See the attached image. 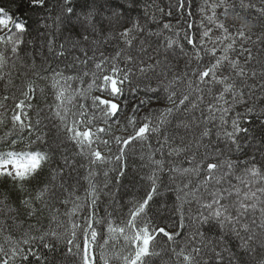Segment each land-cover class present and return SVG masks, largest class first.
I'll return each instance as SVG.
<instances>
[{"label": "snow or ice", "instance_id": "1", "mask_svg": "<svg viewBox=\"0 0 264 264\" xmlns=\"http://www.w3.org/2000/svg\"><path fill=\"white\" fill-rule=\"evenodd\" d=\"M186 2L177 0L176 7L183 9ZM16 7L22 18L27 19L25 11L36 13V18L31 23L19 22L0 4V29L8 30L0 35V84L6 92L12 83L10 60L12 67L16 60H23L22 67L47 79L37 70L39 59V67L51 71L57 90L55 102L48 106L50 115L43 117L42 110L33 105L36 88L32 81L20 90L23 99L11 98V107L6 103L8 95L0 97V213L6 217L0 219V234L8 232L9 220L23 227L18 209H23L26 218H36L50 201H56L66 206L64 215L71 223L64 244L66 257L74 264H98L94 246L103 264H110V259L148 264L160 255L154 247L158 237L172 245L161 251L170 252L175 264H264V65L259 71L250 70L256 57L245 46L252 39L253 20L264 22V0H203L199 11L205 30L199 43L189 31L173 30L171 23L162 28L172 35L152 30L157 12L172 15L171 3L167 12L154 0H20ZM192 27L188 23L187 28ZM54 33L63 36V42ZM26 35L31 38L24 39ZM181 39L192 47L196 66L189 58L184 70L177 72V49L180 56H187ZM69 54L65 69L45 68L50 58L67 60ZM205 57L209 58L206 66ZM80 66H84L82 75H66V70ZM84 77L91 78L86 89L73 87L74 81L83 84ZM141 79L148 82L129 90L143 92L145 98L132 106V115L121 124L119 115L128 107L123 99L125 87ZM152 80L157 81L155 86ZM181 85L186 86L183 91ZM93 91L99 94L91 95ZM206 96L211 98L207 103ZM161 100L169 106L151 109L139 118L141 107ZM52 119L59 121L54 125L58 133L62 131L65 140L78 149L72 156L62 154L56 159L59 145L53 147L41 127L43 120ZM97 121L104 126H96ZM116 125L132 131L115 135ZM150 138L158 147L148 143L150 154L141 157L149 169L141 177L147 188L139 199L129 202L127 215H121L119 226H114L112 218L122 213V206L114 204L103 216L97 214L102 189L94 181L93 167L114 161L116 182L122 183L128 178V149ZM113 144L115 155H111ZM101 145L110 155H102ZM253 148L261 159L247 155L246 149ZM235 153L245 159H230ZM76 157L87 159L89 165L83 199L68 191L70 181L79 183L72 175ZM104 176L108 177L107 171ZM103 188H108L107 182ZM65 192L67 198L61 199ZM164 213L171 214L176 231L158 223ZM97 226L107 230L103 244L98 243ZM34 227L29 224L22 241L11 233L4 236L12 246L6 249L0 244V264H33V260L49 264L34 245L55 252L52 241L61 236L55 230L30 235ZM118 238L123 240L121 251L110 256L106 246Z\"/></svg>", "mask_w": 264, "mask_h": 264}, {"label": "trees", "instance_id": "2", "mask_svg": "<svg viewBox=\"0 0 264 264\" xmlns=\"http://www.w3.org/2000/svg\"><path fill=\"white\" fill-rule=\"evenodd\" d=\"M149 3H153V0H148ZM20 3V0H0V4L5 6L6 8H9L11 10V13L14 14L15 20L19 22H25V23H31L32 20L36 18V13L25 11L23 12L22 18L21 12L17 11V4ZM154 3L159 5V7L164 8L165 12L168 11L169 3L172 5V15H161L159 12L156 13L157 20L152 25V30L157 32H163L164 36L172 35V31H165L162 28V25L164 23H171L173 25V30H184L189 31L190 34H193L195 38L197 39V43H199V37L200 34L205 30L204 28H201V20H202V14L199 11V8L201 4L203 3V0H187L185 7L183 9H179L176 7L177 0H154ZM190 5V6H189ZM189 11L191 12V15H189ZM220 11L219 9L217 10ZM188 23H191L193 25L192 29H188L187 25ZM204 23L207 27H211V25L207 24L206 19L204 20ZM253 27L251 29L252 33V39L249 41L245 46L252 49L253 56L256 57V60L252 62L250 65L251 68H255L257 71H259L260 67L264 65V22L257 23V21L253 20ZM14 31V29H13ZM213 33L215 35H219L216 30H213ZM55 34V33H54ZM58 36V41L63 42L64 37L60 36L59 34H55ZM183 35V31H181V36ZM31 37L25 36L24 39H30ZM258 38H262L260 42L255 43V45H252V41H257ZM180 43L184 45V51L187 53V56H180L179 50H177V57H178V63L176 65L175 71L181 72L184 70L185 64L188 62L189 58H192V66L195 67V58L193 55V49L190 45H187V42L183 39L180 40ZM65 47H69L68 44L65 45ZM237 48H239V43L236 45ZM0 50H3V45H0ZM76 55H79V53H74ZM220 53L218 52L217 55ZM6 55L10 56V53H6ZM71 55L69 54L67 57V60L61 59L60 61H57L55 58H50L48 61V65L45 66L47 68L49 65L51 68H58V69H65V64L71 60ZM203 55V53H202ZM233 57L237 55V53L231 54ZM209 58H204V64L205 66L208 63ZM241 62L243 63V58H241ZM25 63L23 60H16L15 61V67H12L11 60L9 62V70L12 74V83L9 85L7 91H4L3 85L0 84V97L3 95H8L9 100L6 102L9 107L12 106V97L15 95V97L18 99H23V97L20 94V90H26V85L29 81L34 82V87L36 88V94L35 99L33 101L34 108L41 111V116L50 115L48 106L53 104L55 102V92L56 90H53L52 88V78H51V71L50 70H44L39 67L40 61L37 60V70L40 72V76H46L47 79H41L39 76L34 75L31 71H28L25 67H22L21 65ZM84 66H80L77 72L80 74L81 69ZM89 69L92 68V65L89 64ZM73 70H66V75H72ZM82 75V74H80ZM171 78V74L169 75V79ZM84 79V83L81 84L79 81H76L77 84L79 83L80 87L82 89L87 88V84L90 81H87ZM147 80L141 79L140 81H133V84L131 86L125 87V93L123 99L127 101L128 107L120 113L119 119L121 124H124L126 117L130 116V111L133 105L138 104L140 99H144L145 95L143 92H140L139 94L132 93L129 88L134 87L137 83L141 84V87L144 83H147ZM157 83L156 80H152L151 84L155 86ZM239 84V81H237ZM248 85L250 86L253 82L249 80ZM255 83L258 85L260 83L259 78L255 81ZM186 86H179L180 90L183 91ZM43 91H40V90ZM99 93L96 91H93L91 95H98ZM210 97H205V102L207 103L210 101ZM90 102V101H89ZM167 105L163 100L160 102H153L150 105L141 107L139 112V118L144 117L151 109H158V108H164L167 107ZM238 111H242L243 109H237ZM10 116V113L8 114ZM32 115L33 120H35V112L30 113ZM44 127L42 123V130L43 132L47 133V138L49 139V142L53 144V147H56V145H59V149L57 150L56 159L60 160L61 155H69L72 156L78 149H76L71 142H68L65 140L64 135L61 132L58 133L57 127L54 125H57L56 121H49V120H43ZM96 126L103 127V123L101 121L96 122ZM211 127V125H210ZM132 131L131 128H128L127 131H124L120 128L119 125H116L113 127V133L115 135L120 136H126L128 133ZM213 132H215V129L213 128ZM0 134H2V131H0ZM34 138V136H33ZM107 139L108 137H104ZM215 138V136H213ZM151 143L153 147H158V143L154 138H150L148 142L144 143L143 145L141 143H136L132 146V148L128 149L129 156L127 158V166H128V178L126 180H123L122 183L116 182V176L117 173L114 171L115 168H117V164L113 162H106L107 168L104 166H100L103 164H100L98 167H93L94 172V181L97 184L98 187L102 189V195L100 197V200L98 202V207L96 209V212L99 216H103L105 211H111L113 207V203L119 204L118 207L122 206V213H117L113 216L114 226H119L118 220L121 217V215L126 216L128 212V207H130L131 201H134L136 199H139L144 191L147 188V181H142L141 177L145 176L146 173H148L149 169L145 167L146 159L142 160V154L145 153L150 154V149L148 148L147 144ZM257 145H259V134H257ZM23 145H21L22 147ZM33 147H36L33 145ZM221 147H223V144H221ZM102 152V155H110L102 145L100 146V149ZM247 155L251 156L253 154H256L257 159H261L262 157L258 152L255 151V148L253 149H246ZM140 152V153H139ZM116 154V146L112 145V153L111 155ZM139 155V156H138ZM145 157V156H144ZM159 158V154H157V157ZM245 159V156H242L240 153H235L230 156V159L237 160V159ZM76 171L72 173L73 177L79 178V183L74 179L70 181L69 183L72 185L71 188H69V192H73V195H79L82 199L84 197V190L88 186V181L84 179L85 176L88 175V168L89 165H87L84 162V158L82 157H76ZM83 164L84 167H79V165ZM148 169V170H147ZM111 170V172H110ZM102 171H108V177H102L101 173ZM166 175L164 179H166ZM107 182L108 188L104 189L103 184ZM125 187L124 191H121L122 188ZM119 189V195L114 200L113 194L115 190ZM74 190V191H73ZM68 192L64 193V196L61 197L67 198ZM117 204H115L117 206ZM13 208H17L16 204L12 205ZM72 205L69 204L67 208H71ZM155 207V206H154ZM58 210V211H57ZM66 206L56 202V201H50L49 207H46L43 209V211L38 215L36 218H26L23 214V209H18L19 213V221L23 224V227L19 226L18 224H13L11 220L8 221V232L4 234H0V244H3L5 248L11 247V242L5 243L4 236L8 233H11L16 241H22L25 239V233L29 232V224L34 225L35 227L31 230L29 233L30 235H40L45 231L55 230L58 232V234L61 236V239L56 241H52L56 245V251H49L48 249L43 248L41 245L37 243V245H34V250L38 253H41L45 256H47L49 260V264L54 260L55 264H74V261L71 257H66V248L64 244V236L66 234V230H70L71 223L69 220V217L65 216ZM17 213H12L11 215H16ZM82 216V213L80 214ZM55 217V219H53ZM0 219H6L5 215L3 213H0ZM158 223L161 226L167 227V229L170 232H174L177 229L173 227V218L170 213H164V218L162 220H158ZM97 231L100 235H98V243L103 244L104 239H108V234L106 228L101 231L99 226H97ZM184 235V234H183ZM102 237V238H101ZM166 238H157V241L154 242L155 249L160 252L159 256L152 257L148 260V264H158V260L161 261L163 264H175V257L171 255V253L167 254L161 252V247L157 248V243L161 242L163 243V248H170L172 247L171 244H165ZM82 242V240H81ZM178 243L182 244L183 240L181 238H178ZM115 244V247H112V245ZM123 245V240L118 238L116 241H109V245L106 246L107 251L109 252V255L111 256L112 252H118L121 251ZM94 250L96 252L98 264H103V261L100 262L99 260V248L94 246ZM126 254V253H124ZM165 257V258H162ZM100 262V263H99ZM17 264H19V261H17ZM33 264H39V262L33 260ZM110 264H122L119 260H112L110 259Z\"/></svg>", "mask_w": 264, "mask_h": 264}, {"label": "rangeland", "instance_id": "3", "mask_svg": "<svg viewBox=\"0 0 264 264\" xmlns=\"http://www.w3.org/2000/svg\"><path fill=\"white\" fill-rule=\"evenodd\" d=\"M152 25H154V23L152 24ZM152 25H151V27H152ZM9 29H12V25L10 24L9 25ZM8 30L7 29H0V35H4L6 32H7ZM253 41H255V40H253ZM253 41H252V45H255V43H253ZM177 50H179V49H177ZM79 69V68H78ZM78 69H75V70H73V72L74 73H72V75H76V74H79L78 72H77V70ZM83 70H84V67L81 69V72H80V74H82L83 73ZM78 71H80V70H78ZM85 79L87 80V81H90V77H85ZM53 87V86H52ZM73 87H76V88H81L80 87V85H79V83L77 84V82L76 81H74L73 82ZM53 90H57L56 88H52ZM82 89V88H81ZM86 89V88H85ZM89 102V101H88ZM90 103V102H89ZM130 115H132V112L130 111ZM50 121V120H49ZM54 122V121H56L57 122V124L59 123V121L58 120H55V119H52L51 120V122ZM42 127H44V122H43V126ZM140 153V152H139ZM139 156V155H138ZM142 156H145V157H147L148 156V153H145L144 155L142 154ZM84 162L88 165V161H87V159H84ZM109 163V162H108ZM103 165H100V166H107V163H102ZM105 168H107V167H105ZM148 170V169H147ZM104 172L105 171H102V173H101V176L102 177H104ZM108 172V171H107ZM110 172H111V170H110ZM109 173V172H108ZM145 182V181H144ZM109 185V184H108ZM125 190V187H123L122 188V190L121 191H124ZM119 189H117V190H115V192H114V194H113V198H114V200H116V198L118 197V195H119ZM116 203H113V204H117V200L115 201ZM119 206V204H117V207ZM187 233L185 232L184 233V235H186ZM183 235V234H182ZM120 239H122V238H120ZM158 247H161V249L163 248V243H161V242H158L157 243V248ZM161 252H163V251H161ZM124 253H126L127 254V249H124ZM164 253H169L170 254V252H167V251H164ZM162 258H165V257H162ZM100 262H102L101 260H100ZM99 262V263H100ZM158 264H163L162 263V260L161 261H159L158 260Z\"/></svg>", "mask_w": 264, "mask_h": 264}]
</instances>
